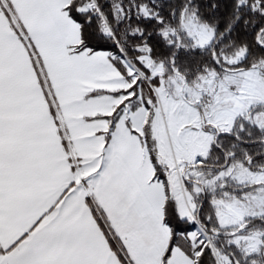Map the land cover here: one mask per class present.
<instances>
[{"label":"snow or ice","instance_id":"obj_1","mask_svg":"<svg viewBox=\"0 0 264 264\" xmlns=\"http://www.w3.org/2000/svg\"><path fill=\"white\" fill-rule=\"evenodd\" d=\"M0 264H264V0H0Z\"/></svg>","mask_w":264,"mask_h":264}]
</instances>
